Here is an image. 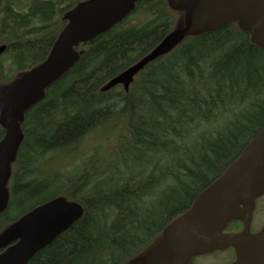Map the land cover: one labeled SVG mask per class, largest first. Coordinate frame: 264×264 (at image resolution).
<instances>
[{
	"label": "trees",
	"instance_id": "obj_1",
	"mask_svg": "<svg viewBox=\"0 0 264 264\" xmlns=\"http://www.w3.org/2000/svg\"><path fill=\"white\" fill-rule=\"evenodd\" d=\"M79 1L0 0V83L46 58ZM180 15L166 0H137L80 43L79 58L25 111L0 230L59 195L83 208L31 264H125L159 240L264 125V48L236 23L185 37L127 91L101 90ZM240 228L231 219L224 230Z\"/></svg>",
	"mask_w": 264,
	"mask_h": 264
},
{
	"label": "water",
	"instance_id": "obj_2",
	"mask_svg": "<svg viewBox=\"0 0 264 264\" xmlns=\"http://www.w3.org/2000/svg\"><path fill=\"white\" fill-rule=\"evenodd\" d=\"M137 0H83L67 10L65 25L46 58L0 84V212L8 202L11 163L23 138L24 112L41 100L44 90L78 59L81 42L127 16ZM182 11L175 27L146 55L106 82L105 91L117 84L128 90L146 64L168 53L184 37L237 22L252 43L264 48V0H167ZM5 45H0V54ZM264 125L246 143L226 169L194 198L189 208L168 223L162 238L126 264H184L191 254L231 247L230 264H264V226L250 232L254 200L264 191ZM80 203L59 195L25 212L0 232V264H30V258L66 230L82 214ZM231 218L243 222L238 231H223Z\"/></svg>",
	"mask_w": 264,
	"mask_h": 264
},
{
	"label": "flooded vegetation",
	"instance_id": "obj_3",
	"mask_svg": "<svg viewBox=\"0 0 264 264\" xmlns=\"http://www.w3.org/2000/svg\"><path fill=\"white\" fill-rule=\"evenodd\" d=\"M262 225L263 224H261L257 228L252 227V229L250 231H252V232L257 231ZM3 250L4 249H0V253ZM217 252H219V251H217ZM220 254H223L222 258L217 257V255H214V252H211L208 254L191 255L186 260L185 264H230L234 259V253L230 249H226L224 251H221ZM31 258H30V260H31Z\"/></svg>",
	"mask_w": 264,
	"mask_h": 264
},
{
	"label": "rangeland",
	"instance_id": "obj_4",
	"mask_svg": "<svg viewBox=\"0 0 264 264\" xmlns=\"http://www.w3.org/2000/svg\"><path fill=\"white\" fill-rule=\"evenodd\" d=\"M88 147V144L86 143V141L82 144V146H80V149H82L83 151H86ZM72 169H75V166L71 167ZM264 221V196L261 197L258 201V209L256 210V212L254 213L253 217H252V226L257 228L259 227ZM221 251L219 252H214V255H217V257L222 258L223 254H220Z\"/></svg>",
	"mask_w": 264,
	"mask_h": 264
}]
</instances>
